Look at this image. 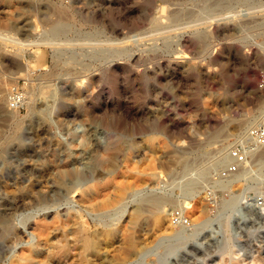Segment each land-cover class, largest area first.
I'll use <instances>...</instances> for the list:
<instances>
[{
	"label": "rangeland",
	"instance_id": "obj_1",
	"mask_svg": "<svg viewBox=\"0 0 264 264\" xmlns=\"http://www.w3.org/2000/svg\"><path fill=\"white\" fill-rule=\"evenodd\" d=\"M262 51L264 0H0V264H264Z\"/></svg>",
	"mask_w": 264,
	"mask_h": 264
},
{
	"label": "built area",
	"instance_id": "obj_2",
	"mask_svg": "<svg viewBox=\"0 0 264 264\" xmlns=\"http://www.w3.org/2000/svg\"><path fill=\"white\" fill-rule=\"evenodd\" d=\"M258 89L264 93V68L259 73ZM264 148V112L258 121L251 125L243 134L241 139L228 150L229 162L223 169L221 176L232 182L240 172L247 166L251 155ZM242 211L264 212V187L259 191L245 190L240 195ZM170 222L176 228L188 229L192 225L189 215L182 207H176L170 214Z\"/></svg>",
	"mask_w": 264,
	"mask_h": 264
},
{
	"label": "bare ground",
	"instance_id": "obj_3",
	"mask_svg": "<svg viewBox=\"0 0 264 264\" xmlns=\"http://www.w3.org/2000/svg\"><path fill=\"white\" fill-rule=\"evenodd\" d=\"M163 9V7H162ZM165 10V9H164ZM225 12V11H224ZM179 17V16H178ZM62 22V21H60ZM59 22V24L57 25H53V31L57 32V31H62L61 28L62 27V24ZM157 22V21H156ZM160 22V21H158ZM198 23V22H197ZM51 30V31H52ZM259 63H262V61H264V51H262L260 54H257V60ZM259 65V64H258ZM3 85V84H2ZM12 90V89H11ZM2 91V90H1ZM7 91V90H6ZM6 94V93H5ZM13 95V94H12ZM11 96V95H10ZM9 98V97H8ZM13 98V97H11ZM16 99H18V96H15ZM12 100V99H11ZM15 100V99H14ZM263 112V106L261 107H257L255 109H252L251 111H249V116L247 119L245 120H240V122L238 123V125L236 126V128H241L242 126L244 125H247L248 122H251V121H255V123L258 121L259 119V115L260 113ZM258 113V114H257ZM260 150L254 152L253 154H256L257 152H259ZM252 154V155H253ZM251 155V156H252ZM256 156V155H255ZM258 156V155H257ZM256 158V157H255ZM251 159V158H250ZM251 161V160H250ZM258 161H261L263 162L262 164H264V150L261 152L260 151V154L258 156ZM189 163V162H188ZM250 163V162H249ZM185 166V165H184ZM189 167V166H188ZM163 199V198H162ZM168 199V198H167ZM170 200V199H168ZM149 201L152 203L151 205L156 208L157 210H162V206H163V200H161L160 198H156V197H153V198H150ZM190 206H188L187 204L185 206H183L182 208H184V210L186 211V214L190 216ZM194 209V208H193ZM141 210V209H140ZM163 211V210H162ZM161 211V212H162ZM138 213H140V211H138ZM256 214V217L260 218V219H264V212H258V213H254ZM247 216V215H245ZM249 217V216H248ZM37 224V223H36ZM170 228H173L174 226L172 225V223L170 222ZM44 227V226H43ZM88 242V241H87ZM87 246V245H86ZM234 246V245H233Z\"/></svg>",
	"mask_w": 264,
	"mask_h": 264
}]
</instances>
